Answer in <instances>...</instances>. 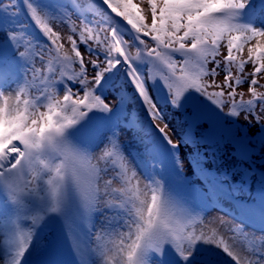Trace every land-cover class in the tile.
Instances as JSON below:
<instances>
[{
  "label": "snow or ice",
  "instance_id": "obj_1",
  "mask_svg": "<svg viewBox=\"0 0 264 264\" xmlns=\"http://www.w3.org/2000/svg\"><path fill=\"white\" fill-rule=\"evenodd\" d=\"M23 5L48 43L41 47L18 23L15 0L6 5L0 0V17L5 18L0 32L6 38L0 45V231H7L8 244L7 256L0 258V264H28V257L39 247V229L52 216L65 222L67 234V214L73 206L88 227L90 216L101 205L121 220L109 218L105 228L94 234L93 244L72 243L77 264H94L93 258L95 264H166L169 250L176 264H196L199 245L219 248L235 264H241L235 245L230 246L222 235L176 227L181 198L159 174L143 177L137 172L119 143L118 127H113L125 115L127 87H119L115 110L106 101L123 71L134 99L150 120L145 126L139 119L129 118L127 125L141 134L146 156L159 165L163 163L161 147L150 137V131L155 130L177 174L183 177L181 162L176 160L179 144L165 131L167 124L161 128L157 123L164 121V115L151 88L159 82L176 109L191 104L193 98L187 93L193 91L221 111L230 103L229 116H238L241 110L254 112L257 107L264 112V92L256 88L257 77L264 73V0H148L151 24L146 23L144 10L134 0H69V4L23 0ZM73 13L79 25L72 19ZM121 21L130 26L127 31L133 32L136 45H129ZM58 23L68 24L66 39L72 56L54 27ZM253 39L256 44L248 48L244 60V47ZM81 45L95 59L85 63ZM221 47L227 49L222 69L216 59L222 55ZM249 62L254 68L249 82L252 99L243 101L241 94L237 105L236 87L244 83L241 75ZM210 63L214 64L211 69L207 67ZM220 71L225 74L222 85L216 82ZM66 81L78 84L79 90L73 91ZM58 85L63 89L62 100ZM225 89L229 90L227 99ZM191 106L193 124L211 121L196 105ZM255 119L260 123L259 115ZM81 134L102 135L103 146L94 151L78 139ZM185 135L191 139L189 132ZM236 142L246 147L247 139ZM197 169L198 176L206 173L194 162L193 170ZM26 173L33 174L35 187H21ZM236 191L233 189L232 195ZM41 196L46 207L40 217L23 219L31 216L26 206ZM259 215L264 222V199ZM109 232L115 236L110 243L104 241ZM229 232L245 243L244 264H264V237L248 234L238 225L231 226ZM249 253L254 255L249 257Z\"/></svg>",
  "mask_w": 264,
  "mask_h": 264
},
{
  "label": "rangeland",
  "instance_id": "obj_2",
  "mask_svg": "<svg viewBox=\"0 0 264 264\" xmlns=\"http://www.w3.org/2000/svg\"><path fill=\"white\" fill-rule=\"evenodd\" d=\"M61 2L65 4H69V0H61ZM80 2L84 3L85 0H80ZM134 3H136L144 10V14L147 16L146 23L151 24V12L149 10L148 0H134ZM69 11H71L70 5H69ZM91 18L92 17L89 16V19ZM4 19H5L4 17H0V22H2ZM72 19L76 20L77 25L80 24V20L77 19L75 13L72 14ZM24 21H25L24 17L19 15L18 23L23 26ZM54 27L61 34L62 43L64 44V48L68 52V55L72 56L73 53L71 52V46L68 44L66 39V37L69 35L68 24L58 23L55 24ZM27 30L28 31L26 32L30 35L31 38H33L35 41L40 42L41 47H46V45L43 44V42L40 40V38L37 35L33 34L29 29ZM5 41L6 38L3 32H0V45L4 44ZM255 44H256V40L253 39L252 41H250L248 44L245 45L241 57L242 59L244 60L248 59V48L252 47ZM80 51L84 54L85 63H87L91 59H95L94 56H91L86 52L83 45L80 46ZM9 53L10 55H13L11 53V50H9ZM221 53L222 55L217 56L216 59L221 62V69H222L224 67L223 57L227 55V49L225 47H221ZM178 58L179 57H177V59ZM37 65L39 66V61H37ZM75 67L78 70L79 66L76 65ZM207 67L211 69L214 67V64L210 63L207 65ZM253 71L254 68L251 62L245 65V72H247V75L241 76V79L244 80V83L236 87V99L237 96H239V94L241 93H244L245 95H249L248 97H251L249 91L250 89L249 82L253 79L251 75ZM177 73L180 75L179 72ZM232 73L234 76L237 75L235 67L232 68ZM92 74L93 72L91 66L89 65V78H91ZM224 76H225L224 72L220 71V75L216 77V82L222 85L224 83ZM207 80L208 82H211V77H208ZM257 80H258V84L256 85V88L258 90L262 88L261 87L262 83H264V73H261L260 76L257 77ZM73 85H74L72 87L73 91H78L80 86L78 84H73ZM58 87L60 88V99L62 100L63 89L62 86L58 85ZM118 90L119 89H115V88L110 89L107 94L106 102L110 103L114 110L117 104L119 103V101L116 99ZM209 91H218V89L210 88ZM228 91H229L228 89H225V93H227ZM127 95L129 97V102L126 105L125 115H122L121 118L114 123L113 127H118L119 143L120 145H122L123 150L125 154L128 156L129 160H131L132 164L136 167L137 172L143 177L155 176L159 174V165L155 164L152 161L151 157L146 156L145 154L146 145L141 142V134L127 125V120L129 118H131L132 120L139 119L141 121L143 114H145L144 108L141 106L138 100L134 99V96L130 92H127ZM196 95L200 99L199 102L209 103L212 107H214L216 113V117H215L216 125L207 123L205 125V130H203L201 127H195L193 129L196 138L195 141L200 142V144H203L204 142L203 139L206 136V134L209 131H215L216 132L215 135L217 136V140H216L217 144L216 146L213 147H207L203 144L202 147L200 148L201 150L200 152H202L203 155H198V153H195L192 150V147H190V145L183 144V147H181L182 148L181 162L183 165V169L186 172L189 180L193 183V185L200 188H202L205 184L207 185V183H204V180H207L205 173L202 176H198L200 169H197L196 171L193 170L194 162L199 163L202 166V168L205 170L206 169L215 170L221 176H223L222 174L225 171L231 172L232 173L231 177L226 179V181L231 185L235 184L236 182H240L242 180V175L247 171H253V177L256 176L254 172L255 173L264 172V128L261 127V124H264V112H261L259 107H257L254 110V112H245L241 110L238 116H229L227 115V113L231 110L230 103H225L223 110L221 111L220 109L212 105L209 101L205 100L203 96H200L198 93ZM80 96L81 97L83 96V92H80ZM73 99H76V97H73ZM196 100L197 98L194 100V102ZM156 103L158 107L163 111V115H164V121L157 123H159V126L161 128H163L164 125L167 124L168 127L165 130L169 132V134L172 136L174 140H178V132L176 131V129L172 127V124L170 122L171 115L174 112L173 109L172 108L168 109L166 105L162 106L160 103L158 102ZM183 109L185 112L182 113L181 116L185 118L186 123L188 124L187 120L190 114L193 113V109L191 104L189 106L183 107ZM256 115H259L261 117L260 123H258L257 120L255 119ZM143 123L145 126H148L150 124V120L148 119ZM209 133H213V132H209ZM150 137L152 142L155 143L156 141L155 130L150 131ZM239 138L247 139L246 147L236 142ZM102 141H103V136L100 137L95 151L98 152L99 149L103 146ZM248 145H251L254 148L252 159L250 161H241L238 158V153L239 151H245ZM32 175H33L32 173L28 174L27 184L24 187V189L32 188L36 186V181L31 179ZM29 181H31V183H29ZM116 187H120V185L116 184ZM45 207L46 205L44 203L43 196H41L38 200L26 206V210L31 213V216L23 217V219H36L37 217H40L42 212L45 210ZM109 218H111L115 222H120L121 220L120 217H112L111 214L106 209L103 208V205H101L99 209L98 223L95 234L100 233L101 230L105 228ZM46 224H48V222ZM233 225L242 226L238 222L231 220L228 214L225 215L219 208H211L209 209L207 214L201 219V221L193 228H195V230L197 231L203 229L206 232V234L209 236H212L217 233L219 235H222L225 241L228 242L230 246L233 244L235 245V248L233 250L237 253L238 256H240L241 264H244L243 253L246 251L245 243L241 240L239 235L233 237L230 234L229 229ZM243 229L248 234L254 235L256 237H264V234L252 232L251 230L245 228ZM112 239H115L114 234H111V232L105 233L104 235L105 242L110 243ZM7 253H8L7 231L4 230V231H0V258L6 257ZM252 255L254 254L249 253V257H251ZM94 264H95V258H94ZM196 264H235V261H233L230 257H228L219 248L213 247L211 245H199L198 252L196 253Z\"/></svg>",
  "mask_w": 264,
  "mask_h": 264
},
{
  "label": "bare ground",
  "instance_id": "obj_3",
  "mask_svg": "<svg viewBox=\"0 0 264 264\" xmlns=\"http://www.w3.org/2000/svg\"><path fill=\"white\" fill-rule=\"evenodd\" d=\"M263 184H264V181H263L262 183L254 182L252 188L254 189V188H256V187H258V186H261V185H263ZM54 217H55V216H52V218H51L50 220L48 219L47 222H50V223H51V221L54 220ZM42 226H45V223H44ZM63 229H64V222L62 221V222H60L57 231H58V232H61ZM45 235H46V234H45Z\"/></svg>",
  "mask_w": 264,
  "mask_h": 264
},
{
  "label": "trees",
  "instance_id": "obj_4",
  "mask_svg": "<svg viewBox=\"0 0 264 264\" xmlns=\"http://www.w3.org/2000/svg\"><path fill=\"white\" fill-rule=\"evenodd\" d=\"M3 3L6 5L8 3V0H3ZM179 120L177 119V117L175 116V118H173V124L174 125H178Z\"/></svg>",
  "mask_w": 264,
  "mask_h": 264
}]
</instances>
